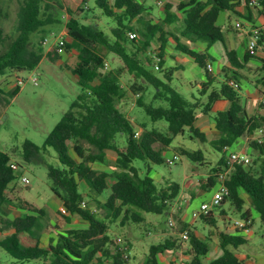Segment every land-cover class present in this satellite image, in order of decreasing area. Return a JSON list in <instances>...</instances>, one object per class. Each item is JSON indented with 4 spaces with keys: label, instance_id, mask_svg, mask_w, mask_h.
<instances>
[{
    "label": "trees",
    "instance_id": "obj_1",
    "mask_svg": "<svg viewBox=\"0 0 264 264\" xmlns=\"http://www.w3.org/2000/svg\"><path fill=\"white\" fill-rule=\"evenodd\" d=\"M48 1L24 0L19 13L17 34L8 48L0 53V76L12 71H32L39 65L43 57V46L42 42L35 44L32 36L44 26L60 22ZM250 1L181 0L176 9L171 2H166L160 11L161 24H149L154 32L146 26L143 27L142 19L147 6L140 0H94L104 15L115 21L110 33L103 30L97 21L84 23L80 19L79 15L86 11L88 0H81L75 9L67 7L70 18L66 22L65 48L77 50V61L71 67V72L77 77L81 92L54 126L43 147H53L64 166L62 169L49 166V176L55 183V195L62 200L65 219L70 222L73 215H79L87 222V226L67 228L43 247L40 233L19 223V220L30 224L37 221L36 216L27 215L14 221V231L0 239V246L19 261L42 259L45 264H125L127 259L116 240L112 246L109 223L122 213L123 224L129 219L142 222V212L168 215L181 186L178 182L171 181L166 186L159 187L149 174L152 164L165 162L162 152L153 146L155 141L160 140L168 146L172 137L163 135L155 127L149 129L146 124L141 125L143 130L137 134L136 125L117 104L118 100L129 92L122 83L123 75L127 73L133 77L129 89L139 93L137 105L145 110L153 123L165 120L169 131L174 135L184 134L188 128L190 132L206 141L203 133L195 126L197 111L200 109L208 113L215 101H230L231 105L227 110L218 111L214 116L220 135L212 144L215 149L226 151L238 138L254 133L260 118L249 117L240 104L237 91L240 86L235 88L230 84L234 82L240 85L235 72L231 76L227 74L220 87L211 90L207 101L202 102L200 96L207 94L214 79L211 71L207 69L211 57L207 50L199 52L193 44L205 42L209 47L216 42L224 43V32L217 24L220 12L228 10L250 20V16L238 14L236 10V7L242 4L250 9ZM258 2L264 7V0ZM165 25L173 26L176 30L166 32L173 37L175 49L194 59L208 78L201 85L200 96L192 94L187 97L171 85L176 67L167 70L164 79L149 68L153 63L152 58L145 60L142 57L156 39L155 30L160 31ZM260 29L262 34L259 43H264V30ZM133 31L137 33L135 38L129 35ZM2 37L0 30V40ZM159 39L161 44L158 57L162 63L169 39L162 34L157 40ZM107 53L116 55L122 64L104 70L105 64L108 63ZM227 56L232 65H241L235 50L227 49ZM248 56L255 57L249 52ZM261 81L264 84V76ZM20 89V84H17L9 92H5L0 86V95L8 93L14 97ZM149 90H152V98L146 102L144 96ZM123 138L125 142L122 145ZM252 146L263 157L259 174L252 173L244 165L236 164L231 167L228 157L223 155L218 168L214 169L216 173L210 176L205 186L214 185L216 176L225 174L224 183L229 188V195L225 200L233 201L236 209L241 211L244 199L240 191L245 192L264 223V141H254ZM39 149L40 146L27 140L23 148L24 158L29 160L33 152ZM108 150L116 153L113 173L98 171L93 167L95 163L107 162ZM182 151L195 162L204 158L202 149ZM135 160H142L147 166L144 175L141 169L134 165ZM10 162L11 156L0 150V206L7 199L4 192L8 185L17 178ZM110 175L115 178L112 185L108 184ZM79 179L87 185V193L91 194L96 207L105 211L103 217H98L89 207L82 206L84 195L87 193L81 191ZM212 214L213 211L201 219L215 223L216 219ZM242 217L250 220V211L242 212ZM189 235V250L194 254L190 264H202V257L208 254L210 245L193 230ZM186 240L177 236L151 245L143 264H161L160 254L179 250L181 246L184 247ZM126 241L131 246L130 241ZM247 241L245 236L220 232L223 253L213 259L211 264H247L228 247L232 245L237 248ZM170 264L175 262L171 261Z\"/></svg>",
    "mask_w": 264,
    "mask_h": 264
},
{
    "label": "rangeland",
    "instance_id": "obj_2",
    "mask_svg": "<svg viewBox=\"0 0 264 264\" xmlns=\"http://www.w3.org/2000/svg\"><path fill=\"white\" fill-rule=\"evenodd\" d=\"M140 1L149 5L142 19L143 27L146 26L154 32L153 27H149V24H161L160 11L163 9L164 4L171 2L174 5L173 8L176 9L181 0ZM23 2L24 0H0V30L3 36L0 40V53L8 48L17 34L19 13ZM48 3L51 5L52 11L59 18L60 22L44 26L32 36L35 44L42 42L43 46V57L39 65L32 71H12L0 76V86L5 89V92H9L19 84L18 81L20 79L23 80V83L20 84L21 89L16 96L11 97L8 93H1L0 95V150L7 152L11 156V162L17 164V169L15 170L17 178L5 190L4 194L7 199L0 206V239H3L14 231L13 224L16 219L32 215L37 217V221L34 224L21 220H19V223L35 230L36 233L39 232L43 246H46L50 239H56L59 233L67 229L65 227L84 228L87 226V222L79 215H73L74 219L68 222L65 219V209L60 204H58L57 210H51L50 208V203L52 202H49V199L55 195V183L49 176V166H54L59 169H62L64 166L60 162L56 150L51 146L44 148L43 145L54 126L81 92L77 77L71 72V67L77 61V50H67L65 48L64 54L60 55L56 53V38L59 35H64L65 38L67 37L66 22L70 18L67 7L75 9L76 5L81 3V0H49ZM242 5L244 8L245 4ZM250 7V10L264 24V7L260 3L250 5ZM85 9L86 11L79 15L84 23L97 21L103 30L110 33L111 28L115 26L113 18L104 15L94 0H88ZM238 20L242 21L246 29V21L241 17H236L235 21ZM230 22V27L235 33L243 30L239 29L233 20ZM254 26L252 24L250 27ZM260 26L262 25H256L259 28ZM175 31L174 27L170 25L162 26V30L160 31L155 30L156 39L151 47L145 50L142 57L145 60L151 57L153 63L149 65V68L164 79L167 70L175 65L182 64L183 66L181 68L174 70L170 81L171 85L187 97H191L192 94L199 96L198 90L202 85L199 67L195 64H189L187 62L188 57L175 49L173 37L166 33ZM161 34L169 39L167 48L164 50L165 57L162 63L153 57L154 53L159 56L161 43L160 39H157ZM237 36L238 38H242L243 34L240 32ZM46 38H48L47 41ZM215 45L218 46V43ZM261 45L263 43H260ZM106 60L109 64V69L122 64L120 59L111 53H107ZM216 62H218V58H216ZM155 64H159L160 69H156ZM34 76L38 79L37 83L32 79ZM131 82H133V77L125 73L122 78V83L124 88L129 90V92L125 97L118 100V107L134 122L137 127V134H140L143 130L141 125L146 124L147 128L151 129L155 127L163 135L172 137V142L168 146L164 145L160 140L155 141L153 146L156 150L162 152L164 158L177 153L179 159L173 165H169L166 162L154 163L150 167L149 174L155 179L159 187H164L168 182L175 181L180 184L181 191L176 200L173 201L168 215L166 213L154 214L142 212L141 214L144 217L142 222H135L129 219L124 224L122 223L124 213L120 214L118 218L112 219L108 229L112 238V246L113 241L118 236L129 240L131 243V252L130 257L125 260V264H143L149 254L151 245L164 242L167 238H174L175 236L181 237V233L186 229L189 231V234L193 230L202 240L209 243L210 250L206 256L202 257V264H211L213 259L223 253L220 245V232L240 233L239 235L244 233L243 235L248 240L247 243L237 248L232 245L228 247L247 264H262V261H264V223L261 219H250L251 223L248 225L249 228L247 230L237 229L235 222L246 218L242 217L241 211L235 208L234 203H231L233 201L230 199L225 200V203L220 205V208L216 207L215 209L217 210L214 211L217 215L219 214L218 208L219 210L222 209L225 211L226 218L223 219V222L220 221L219 216L217 217L219 219L217 223H208L201 219L204 215L195 219L192 214L196 209L198 210L200 208L202 202H210L213 194L219 188L220 178L218 176H216L217 181L214 185H205L209 182L210 176L216 173L214 169L218 168L219 160L223 155L227 158L230 152L242 151L241 149L244 147L245 150L243 152L252 159V162L246 166L252 173H260L263 157L252 146V143L254 141L261 143L258 141L259 136H262L264 141V115L257 116L260 118L258 125L254 133L245 136V142H242L241 145L238 144V146L233 144L226 151L222 152L215 149L207 141H203L198 135L196 136L190 132L188 128L185 129L184 134L174 135L169 131L168 124L165 120L153 123L145 110L137 105V99L140 95L139 93L130 91L129 83ZM263 97L261 95L260 100L257 101L256 109L258 108L259 112L264 113ZM151 98L152 90L151 92L149 90L145 94L144 100L148 102ZM202 102L205 103L203 100ZM198 112L201 114L200 110ZM261 129H263L262 135H260ZM200 132L207 139L206 133H209V130L208 132ZM27 140L36 146H40V149L34 151L29 160H26L23 154V148ZM124 142V138L121 139L122 145ZM196 149H202L204 153V158L200 162L193 161L184 155L182 151H193ZM109 152L107 162L104 164H93L95 169L113 173L116 153L114 151ZM72 153L74 152L72 151ZM134 165L141 169L143 175L147 172V166L142 160H135ZM22 176H27L31 183L29 185L25 184L22 181ZM108 179L109 185H112L115 181L112 175ZM79 181L81 191L86 194L88 192L87 185L81 179ZM192 195L195 198L191 204ZM57 198L62 202L58 196ZM82 206L89 207L100 218L105 214L103 209L96 207L91 194L87 193L84 195ZM169 216H173L175 221L174 226L168 224ZM188 246H190L189 239L184 242V247L181 246L179 250L167 251L161 254L160 259L162 264H169L171 261H174L175 264H190L194 254H189ZM0 264L44 263L36 260L19 261L0 246Z\"/></svg>",
    "mask_w": 264,
    "mask_h": 264
},
{
    "label": "crops",
    "instance_id": "obj_3",
    "mask_svg": "<svg viewBox=\"0 0 264 264\" xmlns=\"http://www.w3.org/2000/svg\"><path fill=\"white\" fill-rule=\"evenodd\" d=\"M144 4L146 6H149L146 3H144ZM244 8H246V7H244ZM244 8H243V5L236 7V10L239 12L238 14H243L245 16L251 17L250 20L243 18L246 21L247 28L240 31L243 34L242 38H238V36H237L240 32L235 33L230 27V25H231L230 21L233 20L234 24H235V22H236L235 18L240 17V16H238L237 14H235L231 11L226 10V11L220 12L219 17L217 19V24L221 26V28L224 32V39H225L224 43L223 42H216L213 45L208 47L207 43H205V42H196L195 44H193V47L196 50H198L199 52H204L205 50H207V52L210 54V57H211V59L208 60V63L211 62L213 65V71L211 72V74L213 75L214 79H213L212 85L209 87L206 95H201V96L199 95L200 98L206 102L208 93L213 89H218L220 87L221 83L226 80L227 74H228V76H231L235 72L237 80L240 83V89L237 90L239 98H240L239 102L245 108V111L249 117H253V116L257 117L258 115H264L263 112H259L258 108L256 109L257 101L260 100L261 95L264 96V84L261 81V79L264 76V74H263L264 43H263V45H261V48L259 50L258 55H256L255 57L248 56L246 32H247V29H249L250 26H252V24L255 26L256 25H258V26L262 25V26H260V28H262L264 30V24L261 23L262 22L261 19H259L250 9H248V8L244 9ZM248 25H250V26H248ZM217 43H218V46L215 45ZM219 43H221V44H219ZM227 49L236 51L238 60H239L241 65H239V66L232 65V63L230 62V60L227 56ZM187 57H188L187 62L189 64H195L197 67H199V65L194 61V59H192L189 56H187ZM216 58H218V62H216ZM163 60H164V58H163ZM182 66H183L182 64L181 65L178 64V65L173 66V68L176 67L178 69V68H181ZM224 69H226V71ZM199 71H200L199 74L201 75V78H202L201 84H203L204 82H206L208 80V78H207V76H206V74L202 68L199 67ZM200 89H201V87H200ZM200 89L198 90V92H200ZM204 98H206V99L204 100ZM230 105H231V102L228 101L227 99H219V100L214 102L210 112L204 113L199 109L201 112V114H199V112L197 111V119L195 122V126L200 131H207L208 132V130H209V133H206V136H207L206 141L208 143H210L212 146H213L212 142L214 140H216L220 135V132L216 128L214 116H215L216 112H218V111L227 110L230 107ZM245 136H247V135H245ZM245 136L238 138L237 141L235 142V145L238 146V144L241 145L242 142H245V140H246ZM241 150H242L241 152H243V150H245L244 147ZM109 151H111V150L107 151V156H109V153H110ZM115 159H116V156H115ZM10 184L8 186H10ZM240 195L244 199V205L242 207L241 213L244 212L245 210H249L251 213L250 218L252 220H253V218H255V219L259 218L260 219L259 213L252 207V202H251L250 197L243 191H240ZM192 197H193V195H192ZM194 198L195 197L192 198L191 204H192ZM24 201H26V200H24ZM49 202H52V203H50L51 210H57L58 204H60V206H63V203L57 198L56 195L51 197L49 199ZM190 205H189V207H190ZM219 208H218V213H219L218 215L216 213H214V211H216L217 209L212 210L213 211L212 216H213V218L216 219L215 223H217V221H219V219H220V221L223 222V219L226 218L225 211L222 209L219 210ZM73 219L74 218L72 216L71 221ZM188 221H190V219H188ZM65 228H68V227H65ZM236 232H238V231H236ZM229 234L235 235V233H229ZM239 234L240 233H238L237 235H239ZM243 234L244 233H242L241 235L245 236ZM175 237H177V236H175ZM47 245L48 244H46V246ZM41 246H43L42 242H41ZM46 246H43V247H46ZM188 247L189 248H187V249L191 248V246H188ZM189 254H191L190 250H189ZM160 255H159V261L162 264V261L160 259ZM36 261H42L45 264V261L42 259H36ZM262 264H264V261H262Z\"/></svg>",
    "mask_w": 264,
    "mask_h": 264
},
{
    "label": "built area",
    "instance_id": "obj_4",
    "mask_svg": "<svg viewBox=\"0 0 264 264\" xmlns=\"http://www.w3.org/2000/svg\"><path fill=\"white\" fill-rule=\"evenodd\" d=\"M161 3V2H159ZM259 4L258 0H251L250 1V5H257ZM236 26L239 29H245L244 25L242 23V21L238 20L236 21ZM247 51L252 54V55H257L259 53V50L261 48L260 46V39H261V30L259 27H250L249 29H247ZM131 38H135L137 36V33L135 32H130L129 33ZM48 40V38H46V41ZM65 41L66 38L64 37V35H59L56 38V53L62 55L65 53ZM155 60H160L159 57L156 55V53H154L153 55ZM109 68V64L106 63L104 66V70H107ZM155 68L156 69H160L159 64H155ZM207 69L209 71H213V65L211 62H209L207 64ZM33 81L35 83L38 82V79L36 76H34ZM19 84L23 83V80L20 79L18 81ZM233 87L238 88L240 85H238L237 83L231 82L230 83ZM262 102H264V97L262 98ZM263 129L260 130V135H262ZM258 141L259 142H263V138L262 136L258 137ZM179 159V155L176 153L173 156H169L165 158V162L169 165H173L177 160ZM252 162V159L250 158V156H248L246 153L241 152V151H232L230 152L229 156H228V164L232 167L236 164L239 165H249ZM10 166L16 170L17 169V164L15 162H10ZM220 178V182H219V188L215 191V193L213 194V197L211 199L210 202H203L200 205V208L197 210H195L192 214L193 218L197 219L200 218L201 215H206L209 212H211L213 209H215L216 207H219L222 202L225 200L226 196L229 195V188L227 187V185L224 183V179H225V174H221L219 176ZM22 181L25 184H30L31 181L27 176H22ZM84 203V202H83ZM251 220H247V219H240L237 220L235 222V226L237 227V229L240 230H247L249 227L248 225H250ZM168 224L170 226H174L175 225V221L173 216H169L168 218ZM181 237L184 239H189V231L186 229L181 233ZM116 242L120 245V250L122 251L124 257L126 259H128L130 257V250H131V246L130 244L122 237V236H118L116 238Z\"/></svg>",
    "mask_w": 264,
    "mask_h": 264
}]
</instances>
